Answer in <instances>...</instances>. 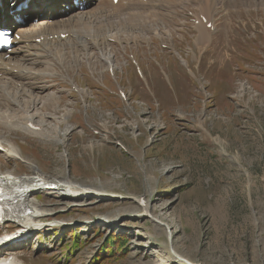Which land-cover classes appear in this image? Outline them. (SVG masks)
I'll use <instances>...</instances> for the list:
<instances>
[{
  "label": "rangeland",
  "instance_id": "rangeland-1",
  "mask_svg": "<svg viewBox=\"0 0 264 264\" xmlns=\"http://www.w3.org/2000/svg\"><path fill=\"white\" fill-rule=\"evenodd\" d=\"M155 3L154 21L135 16L138 31L108 32L122 36L114 74L92 48L60 69L67 81L57 71L39 82L51 97L35 122L45 118L54 139L0 128L22 154H0L2 173L32 166L88 190L36 194L46 214L32 223L44 228L19 246L23 264H93L112 236L116 254L103 264H264V0H219L218 32L201 49L187 16L200 15L198 1Z\"/></svg>",
  "mask_w": 264,
  "mask_h": 264
},
{
  "label": "bare ground",
  "instance_id": "bare-ground-1",
  "mask_svg": "<svg viewBox=\"0 0 264 264\" xmlns=\"http://www.w3.org/2000/svg\"><path fill=\"white\" fill-rule=\"evenodd\" d=\"M194 1L196 0H193V2ZM197 1L198 5H200V7H198L200 13H205L204 17L211 20L212 14L210 11L216 9V7H210L211 2L219 4V0H208L207 8L203 6L199 0ZM226 2H230V4L233 5L236 0H226ZM81 4L90 6L94 4V1L86 0L85 3ZM66 12L67 10L64 11V14ZM87 12V10L82 12L78 11L71 14L68 18L59 19V15L61 16L63 14L53 10L45 13L44 17L39 22V27H34L31 23L27 27L17 29V31L22 35L21 41L17 42V45L9 53L10 55L8 58L5 57V54H0V97H3V94L6 93V95H12L15 98L13 102L0 99L1 131L4 129L7 132H22L26 135L35 137H38L39 135L41 138L43 137L51 140L53 136L47 132L48 129L47 125H45V118H41L37 123L35 122L38 120V117L41 116V112L35 108L36 105H41V103H43L42 106L47 105V100L51 97L50 95L48 97L46 95L42 96L41 93L44 89L39 85L40 81H46V76L50 77L53 75L52 73H48L51 71V66L55 67L57 65H68L70 67H74L75 64V67H77L76 65H78L80 60L83 59H80V57L92 48L100 50L101 54L98 59L103 61L102 63H106L108 61L107 64L109 66L111 65L114 55L110 51L113 50L114 47L112 46L111 49L108 50L106 47L109 46V44H106L105 42L98 40L89 42L90 33L87 26L82 27L75 23L77 16L81 20L90 21L91 17L88 16ZM99 15L106 18L107 24H114L115 26L119 24L118 19H108L103 12H100ZM51 18L53 20H51ZM125 22L127 24H131L133 22V18H126ZM142 24L143 22H133L132 25L134 27L128 26L124 28V26H118V29H126L125 31L128 30L136 32L139 28H141ZM201 28L202 27L199 29L203 30ZM203 31L204 32L199 33L198 39L196 41L194 40L196 42V48L198 49L208 46L209 43L207 42L208 31L205 29ZM166 33H171V31H166ZM63 34H68V38L63 40L61 38ZM55 36H57V38H55ZM41 38H43V40L38 43V40ZM118 38L122 39V36L118 35ZM133 38L137 43L148 40L146 39V35L141 32L139 34L134 33ZM93 52L95 51H92L91 53ZM19 85L21 88H19ZM17 95L20 96L19 100H16ZM25 95L27 96L23 99ZM6 103H9L7 107L5 106ZM21 103H29V106L24 107L21 111L16 110L14 106L18 107ZM7 142L9 141L5 140V137L0 134V145L3 149L1 156H5V158L9 160L8 158L15 157V155L13 154V145H9ZM20 156L22 157L21 151L18 153V157ZM26 163L31 166L29 162ZM30 169L35 172L33 175L17 177L14 172L12 173L9 171L2 173L0 167V180L9 184L12 188L13 194L16 193V188H21V192L17 194L18 204L23 206L26 210H31L30 214H25V211L22 210L12 223L15 225L13 226L10 224V226H8V230L10 227L12 230L18 229L19 232L12 236L15 240L25 237L34 229L40 228V226L32 223L35 219H41V217L46 214V211L43 209V205L37 201V193L45 190H54L56 193H62L64 196H78L85 194L83 192H88L87 188L73 182L69 177H65L61 180H55L50 175L42 174L41 171L39 172V170L35 167L31 166ZM49 184H54V188H48ZM147 210L148 208L143 205V211L147 213ZM41 221L43 222V219ZM20 253V250H16L14 253L15 258L18 260H22V258L19 257ZM0 264H6V259L0 261Z\"/></svg>",
  "mask_w": 264,
  "mask_h": 264
},
{
  "label": "trees",
  "instance_id": "trees-1",
  "mask_svg": "<svg viewBox=\"0 0 264 264\" xmlns=\"http://www.w3.org/2000/svg\"><path fill=\"white\" fill-rule=\"evenodd\" d=\"M119 237L120 236H117L116 238H119ZM126 241H127L126 239L122 241L123 252H126ZM114 243H115V238L113 236L110 238H107L102 248L100 249L98 255L94 258L93 264H103V262L106 261V258L115 257L116 253L113 250Z\"/></svg>",
  "mask_w": 264,
  "mask_h": 264
},
{
  "label": "snow or ice",
  "instance_id": "snow-or-ice-1",
  "mask_svg": "<svg viewBox=\"0 0 264 264\" xmlns=\"http://www.w3.org/2000/svg\"><path fill=\"white\" fill-rule=\"evenodd\" d=\"M0 43H8V41L3 37V36H0Z\"/></svg>",
  "mask_w": 264,
  "mask_h": 264
}]
</instances>
